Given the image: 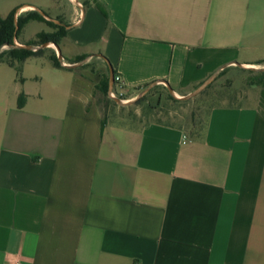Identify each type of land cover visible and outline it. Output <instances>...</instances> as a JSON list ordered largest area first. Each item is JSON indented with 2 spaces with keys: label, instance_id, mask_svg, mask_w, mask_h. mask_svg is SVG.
<instances>
[{
  "label": "crops",
  "instance_id": "obj_1",
  "mask_svg": "<svg viewBox=\"0 0 264 264\" xmlns=\"http://www.w3.org/2000/svg\"><path fill=\"white\" fill-rule=\"evenodd\" d=\"M0 6L65 25L60 67L45 51L0 61V264H264V75L201 137L104 122L95 97L109 68L126 89L182 93L264 59V0Z\"/></svg>",
  "mask_w": 264,
  "mask_h": 264
},
{
  "label": "rangeland",
  "instance_id": "obj_2",
  "mask_svg": "<svg viewBox=\"0 0 264 264\" xmlns=\"http://www.w3.org/2000/svg\"><path fill=\"white\" fill-rule=\"evenodd\" d=\"M6 11L0 6V16ZM52 15V11L46 10ZM40 14V13H39ZM42 16V15H41ZM46 19V18H45ZM52 24L46 25L42 22L31 21L27 23L24 30L19 33L17 41L20 45H31L42 48L48 56L51 51H57L54 45L44 46L36 39L35 33L44 29L43 32L60 35L65 25L59 20H50ZM60 25V28L56 26ZM60 32V33H59ZM22 37L30 39L23 41ZM60 40L64 36H60ZM24 48L23 46H15ZM7 46H2L1 51H7ZM53 49V50H51ZM81 55L70 59V63L83 65L94 71H100L104 62L97 56L85 61L78 60ZM78 60V61H77ZM264 59L255 63L236 65L221 71L216 77L210 79L199 90L178 93L169 90L164 84L152 83L147 86L126 89L122 85H114L112 88L114 96L102 94L96 91L95 97L101 109L105 121L116 125L139 128L150 122H160L180 126L191 136L201 135L209 110L215 106H224L237 103L244 95V89L251 82H257L263 77ZM100 73V72H99ZM103 79L107 70L100 73Z\"/></svg>",
  "mask_w": 264,
  "mask_h": 264
},
{
  "label": "trees",
  "instance_id": "obj_3",
  "mask_svg": "<svg viewBox=\"0 0 264 264\" xmlns=\"http://www.w3.org/2000/svg\"><path fill=\"white\" fill-rule=\"evenodd\" d=\"M16 8L11 9L4 17L0 16V61L6 60L8 63H11V59L23 60L24 58L31 56V55H39L42 54L44 51L42 48H37L35 50L28 49V48H19L15 47L13 43V38H18L19 33L22 31L25 24L29 21H44L47 24L51 25L50 21H47L39 12L35 10L28 11L24 14L18 15L15 17ZM60 28V25L56 26ZM60 33V32H59ZM65 35V29H61L60 35L58 33L51 34L47 32H37L36 39L40 41V43L45 42H53L54 44L59 45L60 43V36ZM7 45V51H1L2 46ZM86 55H81L78 60L85 58ZM48 58L52 62V64L56 67H60V61L55 54V51H52ZM77 60V61H78ZM83 67V65H81ZM264 75V71L262 72ZM109 89V76L108 73L106 76L99 80L98 83L95 85V93L96 91L101 92L102 94H107ZM19 103H22V98L20 97ZM205 126V125H204ZM204 129V128H203ZM203 132V131H202ZM201 135H197L195 137H201Z\"/></svg>",
  "mask_w": 264,
  "mask_h": 264
},
{
  "label": "water",
  "instance_id": "obj_4",
  "mask_svg": "<svg viewBox=\"0 0 264 264\" xmlns=\"http://www.w3.org/2000/svg\"><path fill=\"white\" fill-rule=\"evenodd\" d=\"M48 42H45V43H43V45H46ZM53 45H54V47H55V49H56V51H57V57H58V59L59 60H61L62 59V55H61V51H60V48H59V46L57 45V44H54L53 42H51ZM15 46H23L24 48H28V49H37L38 47H34V46H31V45H20V44H14ZM79 64H81V63H76V64H72V65H79ZM113 76H114V74H113V72H112V70H111V68H109V89L112 87V84H113ZM206 83H204L203 85H201L199 88H197L196 90H199L201 87H203L204 85H205ZM169 90H171L172 91V89H170V88H168Z\"/></svg>",
  "mask_w": 264,
  "mask_h": 264
},
{
  "label": "built area",
  "instance_id": "obj_5",
  "mask_svg": "<svg viewBox=\"0 0 264 264\" xmlns=\"http://www.w3.org/2000/svg\"><path fill=\"white\" fill-rule=\"evenodd\" d=\"M13 43L14 44H19L18 42H17V40H16V38L14 37L13 38ZM4 46H7V45H4ZM119 82H120V77L118 76V75H114L113 76V84H112V87L114 86V85H119ZM110 88V89H108V93L110 94V95H112V96H114V93H113V88ZM14 264H17V263H14Z\"/></svg>",
  "mask_w": 264,
  "mask_h": 264
}]
</instances>
